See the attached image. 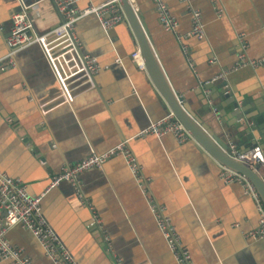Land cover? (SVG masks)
<instances>
[{
	"label": "crops",
	"instance_id": "1",
	"mask_svg": "<svg viewBox=\"0 0 264 264\" xmlns=\"http://www.w3.org/2000/svg\"><path fill=\"white\" fill-rule=\"evenodd\" d=\"M105 1L82 0L77 8ZM163 1L177 22L175 32L161 26L151 0L133 3L174 92L195 111L201 102L195 91L208 94L206 85H220L216 98L227 90L250 101L251 115H258V108L264 111V63L230 72L240 52L238 34L244 36L249 59L264 56V0ZM22 3L34 4L27 15L37 33H47L59 22L54 0H0V172L19 179L35 197L66 166L129 140L147 179L143 195L123 158L115 156L101 169L82 173L88 207L66 182L45 194L42 214L76 262L115 264L97 228L88 227L93 214L121 264H176L148 209L150 198L164 208L192 264H264V238L247 237L258 227L256 203L241 185L220 179L218 162L193 140L179 144L170 134L134 137L170 112L145 67L131 59L139 48L127 20L109 31L101 29L93 14L76 21L74 33L82 53L99 66L94 88L69 104L40 108L24 84L28 78L35 89L51 81L40 48L34 44L16 54L13 67L6 58L12 16L22 11ZM190 8L201 14L204 39L186 37ZM224 72L223 79L213 81ZM7 238L32 264H53L22 227L11 229Z\"/></svg>",
	"mask_w": 264,
	"mask_h": 264
},
{
	"label": "built area",
	"instance_id": "2",
	"mask_svg": "<svg viewBox=\"0 0 264 264\" xmlns=\"http://www.w3.org/2000/svg\"><path fill=\"white\" fill-rule=\"evenodd\" d=\"M80 1L82 0H54L59 22L54 28L43 34H38L35 31V27L27 15L28 7H32L34 4L29 6L22 3V11L12 16V26L6 39L8 66H16L14 61L16 54L36 44L40 48L42 58L45 60L46 67L51 74V81L48 82V85L47 83L38 84L35 89L28 84V78L24 79L25 87L27 91L28 89L30 91V100L40 108L46 106L55 108L59 105L69 104L80 93L94 88V76L98 73L99 66L94 57L82 53L81 42L74 33L76 21L83 16L93 14L98 19L101 29L109 31L116 24L126 19L120 8L119 0H107L98 5H90L85 9L79 10L77 4ZM151 2L155 6L159 23L164 30L175 32L177 22L170 15L164 1L151 0ZM130 3L135 7L133 0H130ZM219 12L217 13L219 14ZM190 14L191 30L186 37H194L198 40L204 39V25L200 12L197 9L190 8ZM237 41L240 52L230 72L245 66L255 67L264 63V56L255 60L247 57V45L242 34L237 35ZM131 59L139 68H144L138 49L131 54ZM215 62V60H210L209 63L213 64ZM225 75V72L221 73L213 81L221 80ZM166 134L172 135L179 144L193 140L184 126L171 112L159 120L150 122L144 129L136 133L134 137L152 135L160 138ZM128 141L123 140L103 153H91L76 164L66 166L58 175L51 179L46 190L35 197L29 195L26 186L19 179L0 172V214L2 215L0 220V262L32 264L23 250L12 245L7 238L8 232L19 226L31 233L44 255L53 264H78L43 216L41 210L42 199L51 189L62 182H66L75 191L79 203L88 207V202L82 194V173L89 169H101L104 163L115 156L123 158L131 176L137 182L142 194L145 195L143 184L147 182V179L142 178L140 166L128 146ZM229 146L230 153L228 155L231 159L246 165L258 174H262L264 156L259 147L256 146L247 152L240 153L235 144H230ZM219 176L224 183H238L241 185L245 193L255 201L259 213L258 227L255 231L249 232L247 237L263 239L264 206L252 183L243 175L233 172L224 166H221ZM147 203L148 209L154 217L155 225L167 244L176 264H192L190 252L182 243L169 217L164 213V208L150 198H147ZM88 227L97 228L106 245L108 255L115 264H121V260L114 254L101 221L96 215L92 214Z\"/></svg>",
	"mask_w": 264,
	"mask_h": 264
},
{
	"label": "water",
	"instance_id": "3",
	"mask_svg": "<svg viewBox=\"0 0 264 264\" xmlns=\"http://www.w3.org/2000/svg\"><path fill=\"white\" fill-rule=\"evenodd\" d=\"M119 5L137 41L144 67L164 99L169 112L184 126L193 141L204 149L220 166L239 173L254 186L264 206V166L262 174L238 163L229 157L230 144H235L240 153L259 147L264 156V111L258 108V115H251L250 101L240 100L227 90L214 96L222 87L206 85V94L195 91L199 107L193 111L171 87L157 55L144 31L136 10L130 0H119ZM219 100L216 103V100ZM236 142V143H235Z\"/></svg>",
	"mask_w": 264,
	"mask_h": 264
},
{
	"label": "rangeland",
	"instance_id": "4",
	"mask_svg": "<svg viewBox=\"0 0 264 264\" xmlns=\"http://www.w3.org/2000/svg\"><path fill=\"white\" fill-rule=\"evenodd\" d=\"M38 34H40V33H38ZM41 34H43V33H41ZM46 65V64H45ZM47 66V65H46Z\"/></svg>",
	"mask_w": 264,
	"mask_h": 264
},
{
	"label": "bare ground",
	"instance_id": "5",
	"mask_svg": "<svg viewBox=\"0 0 264 264\" xmlns=\"http://www.w3.org/2000/svg\"><path fill=\"white\" fill-rule=\"evenodd\" d=\"M51 65V64H50Z\"/></svg>",
	"mask_w": 264,
	"mask_h": 264
}]
</instances>
